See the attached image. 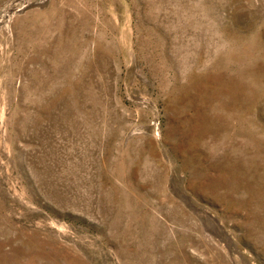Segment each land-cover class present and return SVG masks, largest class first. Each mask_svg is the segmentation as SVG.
Wrapping results in <instances>:
<instances>
[{"label":"rangeland","instance_id":"1","mask_svg":"<svg viewBox=\"0 0 264 264\" xmlns=\"http://www.w3.org/2000/svg\"><path fill=\"white\" fill-rule=\"evenodd\" d=\"M0 264H264V0H0Z\"/></svg>","mask_w":264,"mask_h":264}]
</instances>
